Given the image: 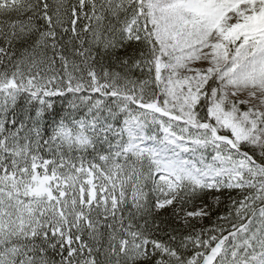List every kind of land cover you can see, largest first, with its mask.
Wrapping results in <instances>:
<instances>
[{"label": "snow or ice", "instance_id": "snow-or-ice-1", "mask_svg": "<svg viewBox=\"0 0 264 264\" xmlns=\"http://www.w3.org/2000/svg\"><path fill=\"white\" fill-rule=\"evenodd\" d=\"M0 264H264V0H0Z\"/></svg>", "mask_w": 264, "mask_h": 264}]
</instances>
